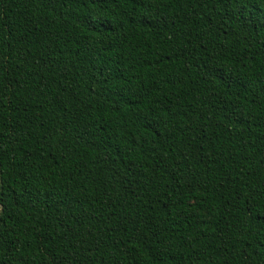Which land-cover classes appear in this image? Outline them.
<instances>
[{
	"label": "trees",
	"instance_id": "obj_1",
	"mask_svg": "<svg viewBox=\"0 0 264 264\" xmlns=\"http://www.w3.org/2000/svg\"><path fill=\"white\" fill-rule=\"evenodd\" d=\"M0 264H264V0H0Z\"/></svg>",
	"mask_w": 264,
	"mask_h": 264
}]
</instances>
